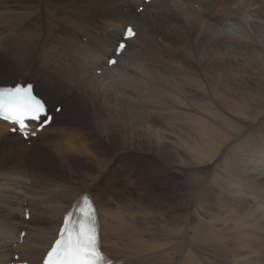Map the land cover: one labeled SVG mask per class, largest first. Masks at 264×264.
Segmentation results:
<instances>
[{
	"label": "bare ground",
	"instance_id": "6f19581e",
	"mask_svg": "<svg viewBox=\"0 0 264 264\" xmlns=\"http://www.w3.org/2000/svg\"><path fill=\"white\" fill-rule=\"evenodd\" d=\"M0 72L51 108L73 98L28 142L0 119V264H41L85 192L115 261L264 264V0H0ZM218 115L245 129L246 154L219 151Z\"/></svg>",
	"mask_w": 264,
	"mask_h": 264
},
{
	"label": "snow or ice",
	"instance_id": "6c2138e0",
	"mask_svg": "<svg viewBox=\"0 0 264 264\" xmlns=\"http://www.w3.org/2000/svg\"><path fill=\"white\" fill-rule=\"evenodd\" d=\"M122 36L132 39L136 32L129 26ZM125 47L122 40L115 49L116 53H122ZM108 63L114 65L117 61L112 58ZM47 111L45 103L33 94L31 85L0 88V119L17 125L25 136L28 135L27 121H39L41 129L51 123L52 117ZM43 264H113L102 251L97 211L88 195H83L64 217L58 238Z\"/></svg>",
	"mask_w": 264,
	"mask_h": 264
},
{
	"label": "rangeland",
	"instance_id": "374dc122",
	"mask_svg": "<svg viewBox=\"0 0 264 264\" xmlns=\"http://www.w3.org/2000/svg\"><path fill=\"white\" fill-rule=\"evenodd\" d=\"M118 1H121L122 2V0H117V2ZM162 2H163V0H162ZM115 5V4H114ZM259 4L257 3L256 5H254V7H257ZM195 7H197V8H199V4L198 3H196L195 4ZM225 7V5L224 4H216L215 6H214V10L206 17V19L207 18H215L216 16H218V15H220L221 13H222V11H223V8ZM213 21V20H212ZM197 27H196V29L198 30L200 27H199V25H196ZM219 26H220V24H219ZM223 27H224V25H223ZM84 40H85V42H88V40L87 39H85L84 38ZM89 48V47H88ZM89 50H90V48H89ZM89 50H88V53H89ZM94 53V52H93ZM95 54V53H94ZM193 62H194V64H196L197 62H198V60L196 59V58H194L193 59ZM201 65V67L203 68L205 65L204 64H200ZM217 67H219V70L220 71H226V72H230V71H232L230 68V65H227V64H225L224 66H222V65H219V61H217V65H216ZM14 77H17V75L15 76H9V77H4L3 75H2V73L0 72V84H3V82H7L8 80V82H13L14 83ZM68 77H71V76H68ZM23 78H21V77H19V78H17V80H22ZM25 80H26V78H24V80H22V81H24L25 82ZM12 83V84H13ZM35 83H36V81H35ZM36 86L38 87V85L36 84ZM46 85H44V87H45ZM49 86V85H48ZM39 88H41L42 90H43V92L45 91L44 90V88L43 87H39ZM51 88L52 89H55V88H53L52 87V85H51ZM81 91V89L80 88H77L76 89V92H80ZM84 95H85V92L82 94V95H77L76 97H77V101H79V100H82V99H84ZM72 100L73 98H69V99H67V100H65V98H63L62 97V99H60L59 101H61V103H59V104H62L63 106H64V103H62V102H65V101H68V100ZM65 100V101H64ZM72 105V102H67L66 103V105ZM64 109H65V107H64ZM222 112L223 113H228V114H233V116H236V117H238L239 115L238 114H236L234 111H233V109H230L229 110V108H223V110H222ZM60 113V112H59ZM70 112H68L66 115L68 116V117H70L69 114ZM67 116H65V117H67ZM263 116V115H262ZM261 116V120H263V117ZM217 120L219 121V123H220V125L218 126L222 131H224L225 133L226 132H228V131H232V129L230 128V126L228 125V123L223 119V117L221 116V115H218L217 116ZM139 122V121H138ZM55 128H53V129H51V130H49L48 132H47V135H49V136H53L54 134H55V131H56V129H59V131H60V129H61V125L60 124H57V126H54ZM138 127V126H137ZM256 131V130H255ZM262 131H264V129L262 130ZM244 132H245V129H243V128H240V130L238 131V132H235V133H230V132H228L229 133V135L231 136V137H229V139L227 140V142H225L223 145H222V147L220 148V150L219 151H222V154L223 155H226V154H229V153H233V154H238V155H244V154H246V150H247V148H248V144H250L251 142H246L244 139H243V135H244ZM256 132H258V131H256ZM242 134V135H241ZM241 135V136H240ZM258 136L260 135V134H257ZM258 136H256V137H258ZM236 137V138H235ZM240 137H242V138H240ZM256 137H255V139H256ZM190 139H194V138H190ZM201 139H204V138H199V140H201ZM32 140V139H31ZM230 140H234V143L232 144V147L231 148H228V149H225V147L226 146H228L229 145V141ZM26 141V140H25ZM23 139L20 141V143H19V146L21 147V144L23 143V145L22 146H24L25 147V142ZM41 140H40V136L38 137V139H37V142H36V144L34 143V145H33V147H32V150H35V151H44V152H47V151H49V147L48 146H46V144H39V142H40ZM42 142V141H41ZM243 143V144H242ZM238 144H239V146H238ZM242 144V145H241ZM247 144V145H246ZM27 145V144H26ZM226 145V146H225ZM246 145V146H245ZM27 146H29V147H25V148H30L31 147V145H27ZM235 147V148H234ZM222 149V150H221ZM226 150V151H225ZM240 150V151H239ZM263 150V148H258V146H257V148H254V151H257V152H259V151H262ZM238 152V153H237ZM249 153H253V151L252 150H249ZM91 160V159H90ZM119 166H121V167H125V164H119ZM120 167V168H121ZM78 171L81 173L83 170L82 169H78ZM68 174V173H67ZM218 193V192H217ZM22 212H19V215H18V217H19V219H22ZM17 236V235H16ZM8 248V247H7ZM7 251H8V249H7ZM8 252H10V251H8Z\"/></svg>",
	"mask_w": 264,
	"mask_h": 264
}]
</instances>
